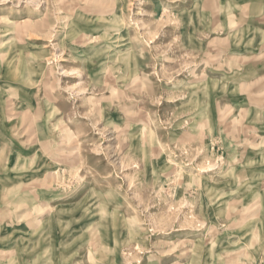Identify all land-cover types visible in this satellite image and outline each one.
I'll use <instances>...</instances> for the list:
<instances>
[{
    "label": "rangeland",
    "instance_id": "obj_1",
    "mask_svg": "<svg viewBox=\"0 0 264 264\" xmlns=\"http://www.w3.org/2000/svg\"><path fill=\"white\" fill-rule=\"evenodd\" d=\"M0 264H264V0H0Z\"/></svg>",
    "mask_w": 264,
    "mask_h": 264
},
{
    "label": "bare ground",
    "instance_id": "obj_2",
    "mask_svg": "<svg viewBox=\"0 0 264 264\" xmlns=\"http://www.w3.org/2000/svg\"><path fill=\"white\" fill-rule=\"evenodd\" d=\"M4 22H7L6 23V25H9V26H11V30L13 31H15V32H18V33H25V31H32V32H34L35 30L36 31H38V30H40V28L41 27H39L38 29H36L34 26H32V24H28L27 22H18V21H15V22H13V21H9V19H6ZM34 25V24H33ZM8 28V27H7ZM24 31V32H23ZM16 38V37H15ZM86 38V37H85ZM115 38H113V40H114ZM116 39H117V37H116ZM86 41H87V39H85ZM112 43V42H111ZM116 43V42H115ZM118 43V42H117ZM120 43V42H119ZM5 43H3V45H4ZM113 44V43H112ZM111 44V45H112ZM240 45V44H239ZM122 47V46H121ZM122 50H119V52H121ZM118 52V53H119ZM115 57V56H114ZM121 57L122 56H117L116 57V59L117 60H121ZM81 59H82V57H80Z\"/></svg>",
    "mask_w": 264,
    "mask_h": 264
}]
</instances>
